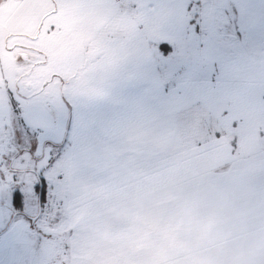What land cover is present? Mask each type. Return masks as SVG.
I'll use <instances>...</instances> for the list:
<instances>
[{
  "label": "crops",
  "instance_id": "obj_1",
  "mask_svg": "<svg viewBox=\"0 0 264 264\" xmlns=\"http://www.w3.org/2000/svg\"><path fill=\"white\" fill-rule=\"evenodd\" d=\"M189 1L1 2L4 41L43 53L38 86L59 77L70 103L56 180L69 217L63 264H264V0H218L254 79L165 85L149 43L185 52ZM2 79L0 69V110ZM203 109L233 138L182 149L177 120Z\"/></svg>",
  "mask_w": 264,
  "mask_h": 264
},
{
  "label": "rangeland",
  "instance_id": "obj_2",
  "mask_svg": "<svg viewBox=\"0 0 264 264\" xmlns=\"http://www.w3.org/2000/svg\"><path fill=\"white\" fill-rule=\"evenodd\" d=\"M197 1L199 0H190L187 22L190 20L192 27L194 25L197 27L199 24L200 32L214 34L216 43V47H213L211 39L198 37L192 43V40L188 38V42H191H189L191 44L189 49L192 45L198 48L196 51L198 54L193 61L200 58L204 60L202 67L204 73L202 74L205 78L202 80H209L210 62H206L209 58L210 60L215 59L213 63H217L218 66L228 69L230 66L221 64L224 61L223 57L231 55L236 57L235 54L239 53L238 55L242 54L239 56L241 60L244 58L243 63L239 57H232L230 62L233 70L231 71L236 72L234 69L238 70L249 64L252 66L246 48L239 43L238 35L233 32L230 36L225 35L227 32L219 33L215 29V24L213 26L210 23L211 21H208L209 25L205 23L204 14L202 15L206 9L202 6L205 0H200L198 6ZM223 2L226 3V0ZM211 3L215 6L220 5L218 0H213ZM2 4L4 3L0 4V69L3 74L2 83L7 103L4 104V109L0 110V264H63L62 260L65 256L62 249L63 238L60 235L65 233L69 217L65 205L66 200L57 195L60 194V189L57 187L56 180L60 173L61 147L68 140L66 133L69 118L67 114L70 103L68 97L65 94L62 95L64 91L59 90V81H57L59 77L49 78L48 81L53 82L49 87L37 88L47 77L41 57L43 53L40 54V51L33 48L13 46L10 39L4 41L2 20L6 8L1 7ZM223 10L226 12L228 8H222ZM227 13L226 19L231 22L230 19L234 12ZM225 16L226 14H218V17L214 19L215 23L221 20L223 22ZM219 24L222 23L216 25ZM106 31L115 33L117 29L111 25ZM197 42L199 44L196 46ZM11 47L13 49L10 51ZM35 58L41 61L37 64H34V61L33 64H27ZM13 65L15 75L19 76L17 81L13 76ZM29 67H36L37 73L35 74V70H30ZM255 73L254 68L253 73L251 72L252 77H249L250 80L254 79ZM238 74L218 80L244 83L243 81L247 80L246 73L240 76ZM66 76L69 75H64ZM21 90L26 93L30 92L28 97H22ZM12 100L15 101V109ZM195 107L196 105L192 106V109ZM222 122L218 114L208 110L193 111L177 120L173 129L176 142L181 144L182 149H186L192 142H197L195 145L201 147L204 144L211 146L210 142H214L213 140L220 136L222 141L223 138L232 139L234 135L227 134V131L222 128ZM261 131L264 133V130ZM70 138L72 139V136ZM64 140L65 143H63ZM262 141L264 142V135ZM62 169L64 172L65 168ZM35 171L40 173L44 180L42 203L40 200L38 202L36 192L38 176ZM16 187L22 193V207L18 208L13 206L10 189Z\"/></svg>",
  "mask_w": 264,
  "mask_h": 264
},
{
  "label": "trees",
  "instance_id": "obj_3",
  "mask_svg": "<svg viewBox=\"0 0 264 264\" xmlns=\"http://www.w3.org/2000/svg\"><path fill=\"white\" fill-rule=\"evenodd\" d=\"M211 2H213V0H205L204 1L205 4L203 3V5H202L203 9L206 8L204 10V12H202V15L204 14L203 21L207 24H208V21H211L210 23L213 26L215 24V29H217V32H219V33L223 32V34H225V32H227V34H225V35H229V36L231 34L235 33L236 35H238L237 38H239L238 39L239 43L242 45L241 39L239 37L240 36L239 30L237 28V25H235L236 24L235 23V15L233 14L232 19H230L231 22L226 19L227 14H228L227 12H229V11H230V13L233 12L232 8L221 6V4L220 5L217 4L215 6V4H213ZM199 4H200V0L197 1V6ZM204 5H206V6H204ZM189 8H190V1H189V6L187 9L189 10ZM222 8H225V9L228 8V10L225 12L224 10L222 11ZM211 14H212V16H211ZM218 14H223V15L226 14V16H225V20L223 22H222V20H221V22L217 21V23H222V24L216 25L217 23H215L214 19H216L218 17ZM213 15H214V17H213ZM230 15H232V14H230ZM232 20H234V22ZM198 25H197V27H196V25H194L192 27L190 25V20L187 22V19H186L184 36H185V45H187V47L185 46V52L183 54L173 53L172 52L173 49L171 48V46L167 43H164V42L149 43V49L151 51L153 60L155 62V65L157 66V70L161 76V79L165 83V85L169 84V83H173L176 79L199 80V79L205 78L204 74H202V73H204V70L202 69L204 60L202 58H200V59H197V61L196 60L193 61L194 57H196L198 54L196 52V51H198V48H196L192 45L191 49H189V47L191 45L190 43L191 42L193 43V41L198 39V37L206 38L208 40L211 39L213 47H216V43L214 42V34H211V33L208 34L207 32H203V31L200 32L199 31L200 26H198ZM207 35H208V37H207ZM188 36H190V37H188ZM188 38H190V40H192L191 42L189 41L190 43L188 42ZM197 44H199V43L197 42L195 45L197 46ZM239 47H240V45H239ZM192 49H194L195 51H191ZM238 54L239 53L235 54V55H237L236 57H234L232 55L223 57L224 61H222L221 64L230 66L228 69L221 67V66H218L217 63H213L215 59L210 60V58H209V61H206L208 63L210 62L209 66H208V73H209L208 79L211 81H216L220 78H221L220 80H222V79L224 80L229 76L231 77V76L236 75V73H239L238 74L239 76L241 74L244 75V73H246L245 77H247L246 78L247 80L249 79V77H252L251 72L253 73L255 67H253V65L251 66V64H249L250 67L247 66L244 68H238V70L234 69L236 72L231 71V70H233V68L231 67L230 60L232 57L237 58V57L242 55V54L241 55H238ZM239 59L241 60V57H239ZM243 60H244V58H243ZM243 60H241L242 63H243ZM200 61H201V63H200ZM255 71H256V69H255ZM228 80H230V79H228ZM45 81L46 80L43 79L42 83H44ZM38 87L39 86H37V88ZM24 94L26 96H28L30 94V92L29 93L27 92ZM12 104H13V108L15 109V101L12 100ZM11 170H15V169H11ZM35 173L38 176V180H37V184H36V192L37 193L40 192V201L42 203L43 195H44V180H43V177L40 175V173H38L36 171H35ZM39 183L41 184V186H39ZM10 189H11V193L13 196L12 203H13L14 208L22 207V204H21L22 195L14 197V193L16 192V190L18 189L20 191V189L17 187L16 188H10ZM20 193H21V191H20Z\"/></svg>",
  "mask_w": 264,
  "mask_h": 264
},
{
  "label": "snow or ice",
  "instance_id": "obj_4",
  "mask_svg": "<svg viewBox=\"0 0 264 264\" xmlns=\"http://www.w3.org/2000/svg\"><path fill=\"white\" fill-rule=\"evenodd\" d=\"M19 195H22V194H21L20 191L17 189L16 192L14 193V197H15V196H19Z\"/></svg>",
  "mask_w": 264,
  "mask_h": 264
},
{
  "label": "water",
  "instance_id": "obj_5",
  "mask_svg": "<svg viewBox=\"0 0 264 264\" xmlns=\"http://www.w3.org/2000/svg\"><path fill=\"white\" fill-rule=\"evenodd\" d=\"M39 186H41V184ZM39 200H40V192L38 193V202H39Z\"/></svg>",
  "mask_w": 264,
  "mask_h": 264
}]
</instances>
